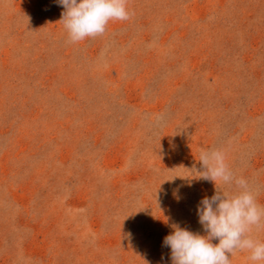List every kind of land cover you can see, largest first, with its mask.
Listing matches in <instances>:
<instances>
[{
  "label": "rangeland",
  "instance_id": "rangeland-1",
  "mask_svg": "<svg viewBox=\"0 0 264 264\" xmlns=\"http://www.w3.org/2000/svg\"><path fill=\"white\" fill-rule=\"evenodd\" d=\"M127 7L70 43L57 0H0V264H171L202 150L264 205V0Z\"/></svg>",
  "mask_w": 264,
  "mask_h": 264
},
{
  "label": "clouds",
  "instance_id": "clouds-1",
  "mask_svg": "<svg viewBox=\"0 0 264 264\" xmlns=\"http://www.w3.org/2000/svg\"><path fill=\"white\" fill-rule=\"evenodd\" d=\"M57 3L64 9L61 22L70 43L101 36L109 21H125L131 15L127 0ZM198 161L201 170L194 168L197 178L212 181L217 188L211 198H202L196 209L206 235L172 225V232L162 243V247L170 248L171 264H231V257L237 252H246L252 264H264V241L253 236L254 230L264 229V205L257 202V191L233 171L225 151L202 150ZM213 240L218 243H212Z\"/></svg>",
  "mask_w": 264,
  "mask_h": 264
}]
</instances>
